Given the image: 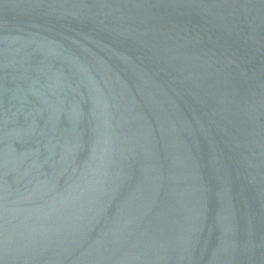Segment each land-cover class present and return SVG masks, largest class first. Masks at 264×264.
<instances>
[{
  "label": "water",
  "instance_id": "water-1",
  "mask_svg": "<svg viewBox=\"0 0 264 264\" xmlns=\"http://www.w3.org/2000/svg\"><path fill=\"white\" fill-rule=\"evenodd\" d=\"M0 264H264V0H0Z\"/></svg>",
  "mask_w": 264,
  "mask_h": 264
}]
</instances>
